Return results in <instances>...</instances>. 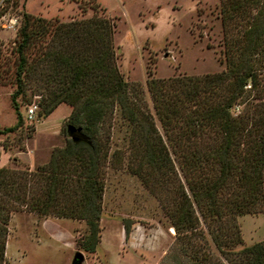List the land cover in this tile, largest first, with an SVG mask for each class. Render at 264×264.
I'll list each match as a JSON object with an SVG mask.
<instances>
[{
  "label": "trees",
  "instance_id": "16d2710c",
  "mask_svg": "<svg viewBox=\"0 0 264 264\" xmlns=\"http://www.w3.org/2000/svg\"><path fill=\"white\" fill-rule=\"evenodd\" d=\"M219 15L220 70L166 78L148 70L162 136L140 85L116 64L113 20L94 14L60 21L21 12L10 49L16 121L0 133L22 123L19 104L30 102L28 94L39 95L37 116L69 104L67 125L74 130L62 127L64 145L32 170L0 166V264L10 214L22 208L82 219L86 232L78 247L95 251L105 166L123 158L182 241L205 238L202 221L227 264H264V241L244 244L238 221L264 211V0H222ZM237 105L242 107L233 113ZM116 124L126 126V143L111 150ZM122 224L126 237L129 223ZM199 250L188 255L194 264H222Z\"/></svg>",
  "mask_w": 264,
  "mask_h": 264
},
{
  "label": "rangeland",
  "instance_id": "374dc122",
  "mask_svg": "<svg viewBox=\"0 0 264 264\" xmlns=\"http://www.w3.org/2000/svg\"><path fill=\"white\" fill-rule=\"evenodd\" d=\"M221 1L0 0V128L16 121L11 105L14 85L10 49L22 11L60 21L94 14L113 20L116 64L127 80L140 85L154 123L164 136L147 88L148 70L159 78L220 70ZM28 96L29 103H37L38 94ZM29 103L20 100L22 123L11 132L0 133V166L32 170L45 163L52 148L63 146L68 138L62 127L68 123L69 104L59 103L47 116L35 114L28 120L25 108ZM241 107L235 106L233 113ZM125 127L116 124L111 128V150L126 143ZM118 161L105 166L100 240L95 251L78 247L77 238L86 232L82 219L38 216L22 208L10 214L3 264H71L77 250L83 254L80 264H194L188 257L192 248L207 251L211 260L227 264L209 240L202 221L205 238L182 241L153 193L126 168V159ZM123 219L129 223L126 237ZM238 221L244 244L264 241V211L239 215Z\"/></svg>",
  "mask_w": 264,
  "mask_h": 264
},
{
  "label": "water",
  "instance_id": "95a60500",
  "mask_svg": "<svg viewBox=\"0 0 264 264\" xmlns=\"http://www.w3.org/2000/svg\"><path fill=\"white\" fill-rule=\"evenodd\" d=\"M67 130L68 131H73L74 130V127L70 124H68L66 126ZM73 139H75L74 136H72ZM83 260V254L81 251L77 250L75 251L73 257H72V261H71V264H80Z\"/></svg>",
  "mask_w": 264,
  "mask_h": 264
},
{
  "label": "built area",
  "instance_id": "2783aa9c",
  "mask_svg": "<svg viewBox=\"0 0 264 264\" xmlns=\"http://www.w3.org/2000/svg\"><path fill=\"white\" fill-rule=\"evenodd\" d=\"M38 109V105L36 102H31L27 104L25 108V119L31 120L32 117L36 114Z\"/></svg>",
  "mask_w": 264,
  "mask_h": 264
}]
</instances>
